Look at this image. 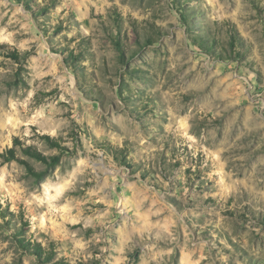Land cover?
Listing matches in <instances>:
<instances>
[{"label": "rangeland", "instance_id": "rangeland-1", "mask_svg": "<svg viewBox=\"0 0 264 264\" xmlns=\"http://www.w3.org/2000/svg\"><path fill=\"white\" fill-rule=\"evenodd\" d=\"M55 263L264 264V0H0V264Z\"/></svg>", "mask_w": 264, "mask_h": 264}, {"label": "trees", "instance_id": "trees-1", "mask_svg": "<svg viewBox=\"0 0 264 264\" xmlns=\"http://www.w3.org/2000/svg\"><path fill=\"white\" fill-rule=\"evenodd\" d=\"M15 59L18 60L17 57ZM17 146L21 147V151L25 156H27L33 160H36L37 162L43 163V164L47 165L48 167H56L57 165H59L61 160H62V157L64 155V153L61 152L60 155L45 156L44 154H42L41 152H39L38 150L34 149L31 146H22L20 144L19 140L16 139L14 142V148L7 150L5 152V154L2 155V157L4 158L6 163L18 160L17 150H16ZM54 147H58V146L56 145ZM35 175H37L36 177L43 178L44 173L35 174ZM22 246L26 247L25 245H22ZM27 247H29L28 250L32 251L33 255H35L38 258H42L44 255L47 256L43 252V250L39 244H37V245L29 244V246H27ZM46 260H47V262L51 261V257L46 258ZM55 264H64V263H55Z\"/></svg>", "mask_w": 264, "mask_h": 264}]
</instances>
